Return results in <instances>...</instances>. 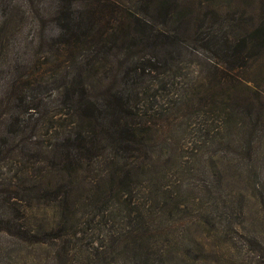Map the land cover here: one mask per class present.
I'll return each instance as SVG.
<instances>
[{"label": "rangeland", "instance_id": "1", "mask_svg": "<svg viewBox=\"0 0 264 264\" xmlns=\"http://www.w3.org/2000/svg\"><path fill=\"white\" fill-rule=\"evenodd\" d=\"M186 1L207 15V23L195 31L193 44L177 36L173 58L141 80L147 93L138 99L150 125L145 135L154 166L137 177L132 200L147 213L151 233L135 240L122 237L135 213L128 214L111 196L100 214L77 211L79 224L75 234L64 237L67 244L53 238L35 242L29 239L32 233L58 229L57 207L9 201L12 208L3 206L0 215L16 234L0 226V264H263L264 114L226 115L230 103L225 95L231 90L218 92L212 48L200 46L199 40L207 30L216 34L221 28L231 35L256 24L264 0ZM117 6L124 11L117 15L126 21L135 5ZM94 7L87 0H0V206L14 185L32 179L30 163H42L49 144L69 129L68 118L59 113L67 110V99H78V86L88 87L91 99H99L106 87L120 86L126 67L121 47L128 43L119 29L114 39L117 22L107 10L94 19L103 33V51L96 50V37L94 44L89 39L68 48L58 36L61 13ZM249 69L244 76L249 88L239 80L228 82L239 87V95L244 90L245 102L257 98L256 83L263 89L264 59ZM30 104L37 106L32 116ZM242 134L241 148L234 139L226 147V136ZM113 239L121 245L103 254L101 246Z\"/></svg>", "mask_w": 264, "mask_h": 264}, {"label": "trees", "instance_id": "2", "mask_svg": "<svg viewBox=\"0 0 264 264\" xmlns=\"http://www.w3.org/2000/svg\"><path fill=\"white\" fill-rule=\"evenodd\" d=\"M119 2H132L135 5L134 10H127L126 21H122L124 15L121 19L117 15L124 13L123 8L117 6ZM87 3L95 4L94 9L82 12L69 9L68 13H61L58 17L60 21L58 20L57 32L63 38L64 46L72 48L88 43L89 39L94 44L96 37V50L106 49L99 39L103 33L98 27H94V19L96 16L100 18V14L107 10V16L117 22L111 33L114 39H117L114 33L119 29L122 31L123 41L128 43H123L125 45L121 47L126 67L119 81L120 86L114 91L109 87L99 91L102 92L99 99H91L89 89L84 84L78 86V99H67V110L59 113H63L64 119L68 118L69 129L66 128V132L49 144L42 163H30L32 179L27 183L23 179L13 186L10 195L2 198L0 213L3 206L12 208L7 205L9 201L32 206L53 203L57 207L58 229L54 233L43 235L32 233L29 239L35 242H46L53 238L67 244L64 237L75 234L74 229L79 224L76 219L77 211L81 208L89 215L100 214L109 206L111 196L117 197V202L126 206L128 214L130 211L135 213L132 219L126 221L129 227L121 232L122 237H132L135 240L141 234L151 233L147 213L132 200L133 190L139 180L137 177L148 173L154 166L149 161L152 144L149 143V136L145 135L150 125L145 118L147 114L141 109L142 103L138 101L147 93L141 80L150 73L163 69L164 64L173 58V46H179L177 36L190 39L193 44L195 31L207 23V15L200 14L201 9L196 8V5H188L186 0H87ZM198 14L203 16L202 21H198ZM121 23L124 27H121ZM236 25L240 26L239 23ZM221 30L217 29L219 32ZM219 32L214 34L207 30L199 41L200 46L212 48L213 57L210 62L219 71V80L216 81L218 92L231 90V93L225 95L230 98L226 99L230 103L226 115L236 112L247 118L259 115L260 112L264 114V86L260 89L256 83L257 98L246 102L243 90L249 88L246 83L249 80L244 77L249 73V68L264 59V14L256 24L243 27L240 32H233L231 35ZM134 49L137 51H133ZM104 52L111 53L109 50ZM112 54L117 56L115 52ZM135 54L136 59H133ZM178 62L179 60L176 64ZM231 80H239L243 84V94L239 95V87L235 84L228 86ZM207 95L209 94H205ZM254 104L258 108H254ZM36 107L35 104H30L27 108L28 115L32 116L34 113L31 112ZM243 136L244 134L235 138L226 136V147L234 139L236 147L241 148ZM142 188L152 191L149 185ZM121 197H124L123 200H120ZM261 200L264 213V197ZM132 221H136L138 227H134ZM0 226L1 229L15 233L11 222L3 215H0ZM119 245L121 240L115 242L113 239L110 245L100 246L104 254L108 249L112 251ZM261 245L259 258H262L264 264V240Z\"/></svg>", "mask_w": 264, "mask_h": 264}]
</instances>
